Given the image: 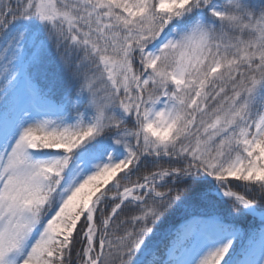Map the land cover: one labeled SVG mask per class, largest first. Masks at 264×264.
<instances>
[{
	"label": "snow or ice",
	"instance_id": "6c2138e0",
	"mask_svg": "<svg viewBox=\"0 0 264 264\" xmlns=\"http://www.w3.org/2000/svg\"><path fill=\"white\" fill-rule=\"evenodd\" d=\"M0 264H264V0H0Z\"/></svg>",
	"mask_w": 264,
	"mask_h": 264
},
{
	"label": "trees",
	"instance_id": "16d2710c",
	"mask_svg": "<svg viewBox=\"0 0 264 264\" xmlns=\"http://www.w3.org/2000/svg\"><path fill=\"white\" fill-rule=\"evenodd\" d=\"M133 179H135V177H133Z\"/></svg>",
	"mask_w": 264,
	"mask_h": 264
}]
</instances>
